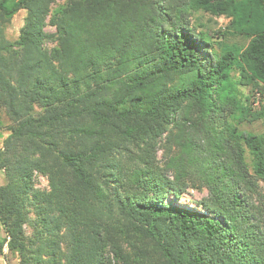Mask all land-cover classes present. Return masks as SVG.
Here are the masks:
<instances>
[{
    "label": "trees",
    "instance_id": "obj_1",
    "mask_svg": "<svg viewBox=\"0 0 264 264\" xmlns=\"http://www.w3.org/2000/svg\"><path fill=\"white\" fill-rule=\"evenodd\" d=\"M56 1L0 0L6 264H264V132L233 124L264 116V0Z\"/></svg>",
    "mask_w": 264,
    "mask_h": 264
},
{
    "label": "rangeland",
    "instance_id": "obj_2",
    "mask_svg": "<svg viewBox=\"0 0 264 264\" xmlns=\"http://www.w3.org/2000/svg\"><path fill=\"white\" fill-rule=\"evenodd\" d=\"M66 0H57L55 4L51 7V13L61 4H63ZM26 12L24 10H21L17 12L12 20L9 26L6 29V37L10 41H15L18 36L21 27L23 26V21L25 18ZM196 19V20H195ZM197 22L203 23L205 25L204 28H198V30H209L211 33H213V37H216V31H222L226 32L228 30L230 19L226 17H215L208 13L204 12H198L194 19L193 24L197 25ZM46 30L49 32H54V28L51 26H47ZM231 32V31H230ZM234 36H226L224 38L226 43L229 45H235L236 47L243 48L248 43V40L242 36L235 35ZM224 38H220L221 41H224ZM55 44L53 43H47L46 47L51 48ZM215 47L218 48V45L215 44ZM242 94L244 97H247L250 99V102H252V109L255 112L261 111L264 109V87L263 86H246L242 88ZM9 124L7 117L0 113V147L2 146L3 140L8 135V132L6 131V127ZM233 124L236 125L239 129L248 131L254 135H261L264 132V116L258 120L248 122L245 118L242 112H239L235 115L233 119ZM161 151L158 152V158L161 157ZM248 156V155H247ZM249 162V158H248ZM4 183V174L3 172H0V186ZM34 186L36 189L39 190H48V181L47 178L36 174L34 177ZM260 189L262 193L264 194V182H259ZM206 196V192L203 190H195L187 188L178 199H175L174 197H170L169 200L173 201L179 205H182L184 207H190L194 209H200L197 203L201 201ZM4 238V232L2 230V227L0 225V242ZM4 255L6 256L9 264H18V260L16 257L9 254L6 246L3 248ZM0 264H6L2 256L0 255Z\"/></svg>",
    "mask_w": 264,
    "mask_h": 264
}]
</instances>
